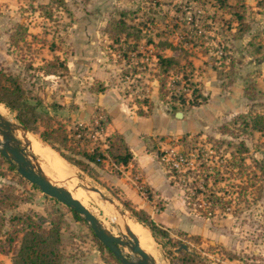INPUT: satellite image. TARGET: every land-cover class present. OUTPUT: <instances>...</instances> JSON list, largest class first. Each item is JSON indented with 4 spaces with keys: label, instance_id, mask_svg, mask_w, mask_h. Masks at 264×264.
Here are the masks:
<instances>
[{
    "label": "rangeland",
    "instance_id": "rangeland-1",
    "mask_svg": "<svg viewBox=\"0 0 264 264\" xmlns=\"http://www.w3.org/2000/svg\"><path fill=\"white\" fill-rule=\"evenodd\" d=\"M219 1L14 0L12 14L0 13L6 18L0 20V70L17 80L22 101L32 107L36 130L27 134L40 149L31 145L52 153L68 168L71 180H56L35 156L40 169L72 195H84L85 207L110 232H122L121 222L127 220L139 225L132 230L147 233L166 264H178L175 255L183 251L174 253L178 243L186 244L191 264H264V132L250 129L255 119L264 122V0ZM240 3L248 28L235 39L242 27L232 12L241 11ZM5 7L0 4L3 11ZM157 56L174 63L163 71ZM212 84L218 95L204 96V87L211 91ZM107 87L118 89L128 105H150L148 99L158 98L171 113L193 109L186 121L190 132L174 138L178 146L169 153L179 155L180 164L164 172L174 198L155 196L136 174L108 158L96 165L81 156L83 150L95 153L106 147L107 137L100 142L93 133L106 123L107 114L92 102ZM193 102L200 104L191 106ZM0 105L8 120L18 123L15 112ZM211 107L218 111L209 125ZM45 119L65 132L69 149L40 140ZM240 140L247 152L238 170L239 160L230 152L238 158L233 151ZM153 144L150 150L156 158ZM26 152L33 154L32 149ZM4 160L0 156V243L6 236L15 238L10 250L0 253V264H10L21 238L14 231L22 227L12 220L15 215H28L44 228L59 220L60 264H116L86 222L32 187ZM204 176L206 186L201 185ZM225 203L230 205L224 212L216 207L213 214L206 212L209 205ZM139 210L150 218L151 213L158 230L151 233L137 221L132 211ZM123 251L137 258L127 248Z\"/></svg>",
    "mask_w": 264,
    "mask_h": 264
},
{
    "label": "trees",
    "instance_id": "trees-1",
    "mask_svg": "<svg viewBox=\"0 0 264 264\" xmlns=\"http://www.w3.org/2000/svg\"><path fill=\"white\" fill-rule=\"evenodd\" d=\"M219 1V0H218ZM221 3V1H219ZM225 4V3H223ZM222 7L229 8L231 5H223ZM221 6V5H220ZM239 7L241 8L239 12L233 10L234 18L237 24L242 27V31H238V33L234 34L232 37L235 39L240 38L243 31H246L248 28L247 24L243 21V12H244V4L240 3ZM232 9V7L230 8ZM121 23L120 21H117ZM244 29V30H243ZM119 33H124L123 31H119ZM125 35V34H124ZM158 64H160L163 71H166L171 63H174L172 58L157 56ZM22 90L18 85V82L15 78L3 73L0 70V104L6 107L10 111L15 112V117L18 123L23 125L28 131L34 132L36 127L33 126V122L35 121V117L32 112V107L24 103L21 99ZM196 96H200L201 101L205 99L201 95L197 94ZM184 100H181L183 102ZM200 102L190 103L191 106L198 105ZM44 124V130L38 133V136L41 141L47 142L51 147H54L57 144V147H67V137L65 132L59 127H51L48 123V120L45 119L42 121ZM49 126V127H48ZM48 127V129H46ZM251 130H256L258 132H264V122L261 117L255 119L253 121V125L250 127ZM107 144L106 147L100 151L95 153H89L88 151H81V156L85 158L87 161L94 162L96 165H102L103 161L107 158L109 162L113 165L126 167L128 164L132 163V154L127 149L122 137L119 134H112L111 137L106 138ZM236 154H238V158L234 157V153L232 154V158L239 160V163H236V167L238 170H241L243 167L244 156L247 152V148L242 140L238 141L237 145L234 146ZM69 149V147H67ZM71 152L75 149H71ZM62 157H64L61 153H59ZM235 160V161H236ZM5 161V160H4ZM7 161V160H6ZM74 162L77 165L80 164V160L74 159ZM8 163V166L11 169H15L14 165ZM261 167V166H260ZM116 175H119V170H114ZM218 173V172H217ZM221 180L222 177H215L213 179V183L215 180ZM217 180V181H218ZM206 176L202 177V186H206L207 183ZM32 187L36 188L34 185ZM217 191L227 192V189L224 187H217ZM198 192H201V189H198ZM230 197V196H229ZM230 203L222 204L221 206L209 205L206 212L213 214L215 207L220 211L224 212L227 210ZM72 215L75 218H81L77 213L70 209ZM133 216L136 217L137 221L144 226H146L151 233L155 232L157 229L154 221L149 217V215L144 210L132 211ZM207 214V213H204ZM82 219V218H81ZM12 220L16 222H20L22 227L15 229L14 231H19L21 233V238L17 247L12 249V256L10 264H60L62 260V251L60 246V227L59 220H51L49 227L44 228L39 223H36L31 217L28 215H15ZM14 236H6L5 241L0 243V253L6 254L10 249V246L14 242ZM8 247V248H7ZM108 252V251H107ZM108 254L111 256L112 260L119 263L109 252ZM175 258L178 264H191L192 254H189L185 251L179 252L175 255Z\"/></svg>",
    "mask_w": 264,
    "mask_h": 264
},
{
    "label": "crops",
    "instance_id": "crops-1",
    "mask_svg": "<svg viewBox=\"0 0 264 264\" xmlns=\"http://www.w3.org/2000/svg\"><path fill=\"white\" fill-rule=\"evenodd\" d=\"M13 1L14 0H0V4H7V7L4 9L5 11H3V8H0V13L12 14ZM1 19L5 20L6 18L0 14V20ZM201 58H204V56ZM208 72L212 74L211 68L208 69ZM105 76H107V74ZM213 78L216 80L214 75ZM98 80L103 81L104 78L99 77ZM105 84H103L104 87ZM212 90H216L214 84H212L211 91L208 89L205 91L204 87L202 94H204V96L206 94L210 96L211 93H214ZM215 93L218 95L217 91H215ZM228 98L230 99L232 97L228 96ZM93 99L94 102L92 103L100 107L102 111L107 114V121L104 124L103 133L98 140L102 142V137L105 138L115 133L119 134L127 149L132 154V163L125 167L126 170L136 174L135 177L139 179L138 182L147 186L148 190L155 194V196L164 197V200H166L165 196L166 198H174L175 189L170 187L164 175V170L150 150V144L154 143L152 146L155 145V149L158 150L164 147L166 141L189 133L190 131L186 130V121L191 118L193 109L189 112L188 110H181L182 117L178 119L174 117V113L177 110L171 113L170 109L161 105V101L158 98L156 101L154 98L148 99L150 105L142 102L138 103V107H136L134 103H130L129 105L126 104L128 99L120 94V91L114 87L104 88L102 92H98ZM235 99H237V96ZM216 100L219 101L218 99ZM208 102L212 103L213 101L209 99ZM220 104L219 101V105ZM231 104V107L235 109L236 106H234L233 101ZM205 105L206 104H204V106ZM201 106L202 105H200V107ZM138 109L141 111L140 113L135 112V110ZM217 111L218 109H213V107H211V111H209L210 119L207 120L209 125L215 118V112ZM123 185L128 186L125 181ZM176 201L178 202V200ZM148 202L153 204V200ZM150 216L152 218L151 213Z\"/></svg>",
    "mask_w": 264,
    "mask_h": 264
},
{
    "label": "water",
    "instance_id": "water-1",
    "mask_svg": "<svg viewBox=\"0 0 264 264\" xmlns=\"http://www.w3.org/2000/svg\"><path fill=\"white\" fill-rule=\"evenodd\" d=\"M174 117L181 118L182 112L179 110L175 111ZM18 130L24 134L28 133L27 129L20 123L5 119L0 115V156L14 165L15 171L20 177L34 185L41 193L77 213L87 223L95 239L119 263L155 264L153 257L139 246L137 237L128 227L123 226V233L113 234L104 227L94 214L73 198L65 188L52 183L40 169L35 156L26 152L28 142L23 137L22 140L16 137L15 132ZM90 190L100 194L97 188L91 187ZM124 248H127L137 258L130 259L124 253ZM180 250L188 252L186 244L178 243L173 251L178 253Z\"/></svg>",
    "mask_w": 264,
    "mask_h": 264
},
{
    "label": "bare ground",
    "instance_id": "bare-ground-1",
    "mask_svg": "<svg viewBox=\"0 0 264 264\" xmlns=\"http://www.w3.org/2000/svg\"><path fill=\"white\" fill-rule=\"evenodd\" d=\"M0 115L3 117V118H5V119H8V114H7V112L4 110V108L0 105ZM19 131V130H18ZM18 133V132H17ZM17 135V134H16ZM24 138V139H26L27 140V142H28V149H32V152H33V154H34V156H36L37 157V160H38V163H39V165L42 167V169H45V170H52L53 172H54V174H55V179L56 180H62V179H64L65 180V182H66V180H67V183H69L70 182V180L71 179H69L70 178V175H69V171L64 167V166H62L61 165V162H60V160L58 161L57 160V158L55 157V156H53V154L52 153H50V152H47V151H45V150H42V151H40V150H35V146L37 145V146H39V144H38V142H37V140L34 138V137H31V136H29L27 133L26 134H24V133H22L21 131L18 133V136H17V138ZM30 142V143H29ZM31 144H35V146L34 145H31ZM36 146V147H37ZM37 149H40L39 147H37ZM55 155V154H54ZM44 173H45V171H44ZM48 175H50V174H48ZM46 177H47V175H45ZM52 176V175H51ZM50 176V177H51ZM48 178V177H47ZM49 179V178H48ZM51 179H52V177H51ZM63 181V180H62ZM61 181V182H62ZM73 181V180H72ZM52 183H55L54 181H51ZM66 183V184H67ZM72 183V182H71ZM65 185V184H64ZM71 189V188H70ZM69 192V191H68ZM100 192V191H99ZM70 193V192H69ZM82 193V192H81ZM71 194V193H70ZM76 194V193H75ZM79 194H77V196H75V195H72L71 194V196L73 197V198H75L78 202H80L82 205H84L85 206V200H86V198L85 197H83V196H78ZM122 221H123V219H122ZM126 221V220H125ZM116 225V224H115ZM126 226V227H128L131 231H132V233H133V231L136 229V226H139V225H133L132 223H130L128 220L126 221V222H121V226ZM119 226H120V224H119ZM120 226V227H121ZM133 227H135V229L134 230H132L133 229ZM122 231V233H123V230H121ZM135 231H137L138 232V236H136L137 237V239H138V243H139V246L146 252V253H148L149 255H151L152 257H153V259H154V263L155 264H166L165 262H163V260H162V258H160V257H158V255H157V250L154 248L155 246H153V243L151 242V240H150V238H149V236H148V234L147 233H145V232H143L142 233V231L140 230V229H138V230H135ZM114 234V233H113ZM134 234V233H133ZM137 235V234H136ZM141 244H142V246H141Z\"/></svg>",
    "mask_w": 264,
    "mask_h": 264
},
{
    "label": "built area",
    "instance_id": "built-area-1",
    "mask_svg": "<svg viewBox=\"0 0 264 264\" xmlns=\"http://www.w3.org/2000/svg\"><path fill=\"white\" fill-rule=\"evenodd\" d=\"M103 130H104V125H102V127L99 130L94 128L93 135L94 136L96 135V137L99 138L100 135H102ZM171 144H172V146H171ZM165 145H166V147H162L161 149H158V153L156 154V158L160 162L161 167L164 170V172H170V169L176 170L178 168V165L180 164L179 155H177V154L176 155H172L173 156L172 157L169 154V153H172L173 152L172 150H174V148H176L178 145L173 142V139H170V140L166 141ZM175 156H177V157L175 158ZM140 188H141L140 191H142V187L141 186H140Z\"/></svg>",
    "mask_w": 264,
    "mask_h": 264
}]
</instances>
